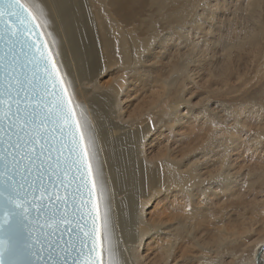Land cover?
Instances as JSON below:
<instances>
[{
    "label": "rangeland",
    "instance_id": "rangeland-1",
    "mask_svg": "<svg viewBox=\"0 0 264 264\" xmlns=\"http://www.w3.org/2000/svg\"><path fill=\"white\" fill-rule=\"evenodd\" d=\"M237 2L98 0L96 4L109 10L119 26L152 38L145 63L129 76L128 108L137 110L149 102L150 111L156 113L163 105L177 106L170 107L173 112L163 133L155 130V152L169 148L165 151L170 159L178 158L180 165L192 166L205 179L226 172L225 181L206 180L195 184L189 195L168 197L172 206L194 211L202 241L224 238L228 245L219 250L203 243L206 249L213 247L206 253L187 244L178 264H192L193 259L197 264L203 256L204 264H222V259L224 264H249L258 240L264 238V29L258 28L256 40L241 41L233 9ZM44 38L47 41L45 34ZM114 76L108 73L102 79ZM163 78L172 79L170 96L154 104ZM153 207L149 205L147 212ZM149 243L151 249L143 248V254L156 247L152 240ZM260 255L264 259V251Z\"/></svg>",
    "mask_w": 264,
    "mask_h": 264
},
{
    "label": "bare ground",
    "instance_id": "bare-ground-1",
    "mask_svg": "<svg viewBox=\"0 0 264 264\" xmlns=\"http://www.w3.org/2000/svg\"><path fill=\"white\" fill-rule=\"evenodd\" d=\"M24 1L33 7L53 54L60 53L55 58L66 80L73 84L76 111H83L87 118L86 133H91L94 144L93 166L99 168L104 181L110 239L118 264H178L184 259L187 244L197 245L206 253L213 247H227L224 238L202 241L195 227L194 211L184 212L168 203L170 194L176 198L189 195L195 184L225 181L226 172L210 174L205 179L192 166L181 163L182 167L178 158L170 159L165 151L169 148L155 152V130L163 133L173 105H163L156 113L150 111L149 102L137 110H133L137 106L128 108L132 100H128L129 76L145 63L143 56L152 38L138 37L124 25L119 26L109 10L96 5L98 0ZM233 9L242 30L239 39L256 40L260 36L258 28L264 29V0H238ZM118 12L115 10L114 15ZM108 73L115 76L103 80ZM170 81L161 79L154 104L169 95L168 88L173 84ZM149 205L154 207L147 212ZM151 240L156 247L143 254V248L151 249ZM258 241L249 264H264L262 255L257 258L264 238ZM203 243L213 247L206 249L208 246ZM203 260L197 264H204Z\"/></svg>",
    "mask_w": 264,
    "mask_h": 264
},
{
    "label": "snow or ice",
    "instance_id": "snow-or-ice-1",
    "mask_svg": "<svg viewBox=\"0 0 264 264\" xmlns=\"http://www.w3.org/2000/svg\"><path fill=\"white\" fill-rule=\"evenodd\" d=\"M36 21L0 0V264H118L87 118Z\"/></svg>",
    "mask_w": 264,
    "mask_h": 264
},
{
    "label": "water",
    "instance_id": "water-1",
    "mask_svg": "<svg viewBox=\"0 0 264 264\" xmlns=\"http://www.w3.org/2000/svg\"><path fill=\"white\" fill-rule=\"evenodd\" d=\"M36 23H37V22H36ZM33 31H34V33H35L34 35L32 34V32H29V34H28V35L31 37L30 42L39 39V40L41 41V43L43 44V42L46 41V40H45V38H44V34L41 36V33H43V32L41 31V29H40V28H36L35 25H33ZM26 38H27V37H26ZM0 49H4V45H3V43H0ZM4 50H6V49H4ZM17 50H19V45H17ZM65 239H67V237H65ZM259 254H260V253L257 254V258H258V256H259Z\"/></svg>",
    "mask_w": 264,
    "mask_h": 264
}]
</instances>
